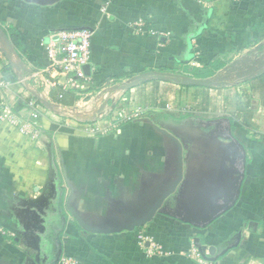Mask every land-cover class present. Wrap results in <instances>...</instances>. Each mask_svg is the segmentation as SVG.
<instances>
[{
    "label": "crops",
    "instance_id": "0c3cea01",
    "mask_svg": "<svg viewBox=\"0 0 264 264\" xmlns=\"http://www.w3.org/2000/svg\"><path fill=\"white\" fill-rule=\"evenodd\" d=\"M103 2L0 0V30L10 42L0 41V105L20 110L28 98H41L53 115L43 117L36 140L0 122V264H201L191 256L197 238L206 255L214 248L218 259H205L212 264H264V73L220 87L151 80L120 89L149 71L213 78L264 48V0H111L104 15ZM138 21L154 34L138 33ZM82 27L94 31L89 68L72 83V74L50 66L45 47L61 30ZM122 105L145 109L144 121L94 137L77 124L101 109L96 121L114 116ZM147 119L182 145L184 184L167 205L187 214L200 213L228 186L221 169L228 167L222 135L229 127L246 153L237 203L206 228L157 214L134 231L84 234L65 207L71 190L84 218L117 224L173 179L174 145Z\"/></svg>",
    "mask_w": 264,
    "mask_h": 264
},
{
    "label": "water",
    "instance_id": "95a60500",
    "mask_svg": "<svg viewBox=\"0 0 264 264\" xmlns=\"http://www.w3.org/2000/svg\"><path fill=\"white\" fill-rule=\"evenodd\" d=\"M27 3L36 4L39 6H50L58 3L61 0H23ZM0 41L5 45H10L8 37L0 30ZM88 70L89 65L84 66ZM264 73V48L262 45L257 46L253 50L248 51L243 57L234 60L227 65L217 76L213 78H196L182 73H170L149 71L136 75L125 82L120 89L123 91L130 90L134 86L151 80H161L165 82H171L180 86H191L197 88H211L227 86L233 77L239 81H249L257 75ZM39 102L48 110H52L50 104L45 100L38 98ZM113 109V107H112ZM102 109L93 114L92 117H83V120H94L98 113H101ZM148 122L154 126L161 134H163L174 145L175 153V173L173 179L165 185L162 192L158 193L154 200L147 204L145 208L140 211L132 210L124 213V222L119 223L117 221H111L103 219L101 221L91 220L84 218L79 212L78 208L72 204L73 190L66 200V209L71 216V219L75 222L78 228L84 233L92 234H112L119 233L121 231H134L135 229L143 228L149 224L157 214H163L172 218L179 219L189 225L197 228H206L214 220H216L222 214L231 210L237 203L242 183L245 177L246 168V153L244 146L232 135L229 127H226V133H223L222 137L228 140L229 143L222 146L224 151L228 153V167L224 162L223 175L225 177L228 186L225 190L217 189L211 199L209 206L204 208L200 213L191 212L189 214L182 213L178 208L171 209L167 205V201L170 197L174 196L179 185H183V173H182V145L178 139L168 132L166 128H161L152 119H147ZM238 165L239 167H236ZM224 179V178H223ZM219 185V183H218ZM63 223H66V217L62 218ZM49 239L48 245L50 244ZM198 238L195 239V243L198 248V252L202 258L206 260L216 261L218 256L214 254V248H210L204 251L202 246L198 242ZM61 252V250H60ZM60 256V255H59ZM210 257V258H208Z\"/></svg>",
    "mask_w": 264,
    "mask_h": 264
},
{
    "label": "built area",
    "instance_id": "2783aa9c",
    "mask_svg": "<svg viewBox=\"0 0 264 264\" xmlns=\"http://www.w3.org/2000/svg\"><path fill=\"white\" fill-rule=\"evenodd\" d=\"M111 0H104L100 8V13L105 14L108 4ZM135 29L138 33L154 32L149 25L144 21H138L135 24ZM94 31L91 28H72L61 30L57 33V41L50 43L45 47V53L50 66L57 67L63 73L72 74L73 78L70 81L74 83L77 77L83 78L82 67L89 63L91 56V42ZM7 84V83H6ZM2 83H0V86ZM24 107L17 110L13 106L7 104L0 105V122L6 123L17 130L21 135L27 136L36 140L43 130L41 123L44 116L49 115V110L45 108L36 98H28L24 103ZM164 109L169 110L170 104L165 103ZM172 109V108H171ZM181 110V108H179ZM182 112H187L189 109H183ZM53 116L52 114H50ZM146 115V110L137 108L129 109L122 105L118 114L103 116L99 120H91L87 124L77 123L80 129L90 137L104 135L109 131L116 130L120 124L127 122H142ZM104 118V119H103ZM97 119V117H96ZM101 124V125H100ZM77 126V125H76ZM142 238V237H141ZM191 256L201 264H212L202 258L201 254L193 249ZM59 264H74L70 258H62Z\"/></svg>",
    "mask_w": 264,
    "mask_h": 264
},
{
    "label": "trees",
    "instance_id": "16d2710c",
    "mask_svg": "<svg viewBox=\"0 0 264 264\" xmlns=\"http://www.w3.org/2000/svg\"><path fill=\"white\" fill-rule=\"evenodd\" d=\"M8 36L10 37V40L13 46L15 47V49L19 50V48H21L19 45L20 40H18L17 35L12 31L11 28L9 29ZM186 87H191V86H186Z\"/></svg>",
    "mask_w": 264,
    "mask_h": 264
},
{
    "label": "rangeland",
    "instance_id": "374dc122",
    "mask_svg": "<svg viewBox=\"0 0 264 264\" xmlns=\"http://www.w3.org/2000/svg\"><path fill=\"white\" fill-rule=\"evenodd\" d=\"M23 1V0H22Z\"/></svg>",
    "mask_w": 264,
    "mask_h": 264
}]
</instances>
